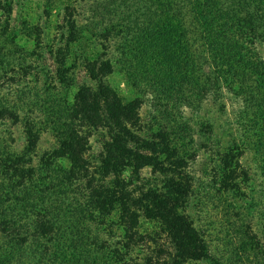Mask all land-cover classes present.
Returning <instances> with one entry per match:
<instances>
[{"label": "rangeland", "instance_id": "1", "mask_svg": "<svg viewBox=\"0 0 264 264\" xmlns=\"http://www.w3.org/2000/svg\"><path fill=\"white\" fill-rule=\"evenodd\" d=\"M236 1L254 9L264 5V0ZM156 6L153 0H0V264H46L48 255L54 258L58 253L35 225L38 193L43 190L40 174L64 182L55 173L69 168L66 159L53 162L51 168L43 165L45 160L52 162L44 156L58 147L52 122L59 106H70L78 88L96 87L86 63L107 59L114 68L104 82L124 101H140L138 135L150 138L165 131L171 145L183 153L190 191L181 212L205 243L208 257H178L160 225L142 212H137V232L143 240L130 249L122 248L120 213L114 210L102 218L97 210H90L84 198L88 194L85 182L76 179L65 200L50 195L45 209L50 215L45 219H54L51 223L58 236L62 232L58 213L69 204L84 211L81 215L67 212L71 229L66 234L68 240L84 239L87 250L83 254L66 246L62 251L66 258L73 250L82 254L83 261L90 255L100 256L95 264L108 262L113 252L125 255V264H264V129L259 126L258 104L264 98V29L259 22L254 25L258 29L254 44L259 45L246 52L257 57L247 55L243 85L239 81L230 87L224 81L218 87L207 85L206 76L214 72L209 73V66L188 46L191 59L180 66L185 69L186 63L189 84L182 86V92L152 91L148 70L140 66L146 63L144 56L128 53L142 50L144 44L137 45L136 37L144 38ZM199 51L203 48L198 47ZM27 121L34 126L36 138V146L30 149ZM84 131L89 134L85 159L97 181L107 133L103 128ZM228 149L241 156L233 157L232 170L225 172L228 157L222 155ZM137 176L139 188L146 181L156 183L149 167ZM121 177L128 181L132 173L127 170ZM12 215H18L15 227L3 230Z\"/></svg>", "mask_w": 264, "mask_h": 264}, {"label": "trees", "instance_id": "2", "mask_svg": "<svg viewBox=\"0 0 264 264\" xmlns=\"http://www.w3.org/2000/svg\"><path fill=\"white\" fill-rule=\"evenodd\" d=\"M153 2L157 6L151 11L152 18L149 19L147 32L142 40L136 37V44L143 43V48L141 51L138 50V53L137 51L128 53L132 56L137 54L144 56L146 63H140V66L148 70V84L152 91L182 92L184 85L189 84L185 81L187 65L184 63L185 69L182 68L184 72L180 66L181 61L191 59L192 53L188 46H193L198 59L209 66V73L214 72L212 78L206 76L207 85L218 87L221 81L227 83L229 87L234 82L239 81L240 85L245 83L243 79L248 73L242 72L243 66L248 62L247 59L249 60L246 49L248 47L254 49L259 45L254 44V36L258 32L254 25L257 23L258 26L259 22L264 29V5L254 9L249 3L240 5L236 0H153ZM155 17L156 19H153ZM198 47L203 48V52H198ZM249 55L257 57L252 53ZM232 67L237 68L233 71ZM85 68L96 87L78 88L70 106L58 107V111H55L58 115H55L52 122L58 147L44 156L52 160L44 161L43 165L46 168H51L53 162L61 159L68 161V170L63 171L59 169L60 166L53 169V172L59 169L55 175L61 174L60 180L63 179L64 182L56 183L40 174L43 190L38 193L39 205L37 204L35 217L38 220L35 225L43 237H49L47 243L53 242L55 252H58L54 253V258L48 255L46 264H95V258L101 260L100 256L91 255L86 261L80 260L82 254L78 255L72 250L68 258L75 262H69L62 252L66 246L80 250L83 254L86 252L84 239L76 242L72 237L68 240L66 234L69 228L71 229L66 220L67 212L73 211L74 214L79 212L81 215L84 211L80 212L69 204L58 213L56 219L62 226L59 235L61 237L56 235L57 228L51 223L54 219L52 221L50 218L45 219V216H50L45 210L47 198L53 195L58 199L64 197L65 200L68 188H71L72 181L76 179L85 182L88 194L84 198L90 210H97L102 218L118 210L119 221L124 226L122 248L130 249L132 245L143 240L137 232V212H142L145 218L160 225L161 232L170 238L178 257L187 260L207 258L205 243L197 234L188 215L181 212L182 204L187 200L190 191L185 161L180 156L183 153H178L171 145L173 141L169 140L165 131H158L150 138L138 135L139 99L124 101L104 82V78L110 75L114 68L112 61L107 59L99 64L86 63ZM227 77L230 80H227ZM60 78V82L67 85L66 79ZM261 100L264 98H260V101L258 99L261 111L259 126L263 130L264 101L262 103ZM25 126L29 138L28 147L34 148L36 146L34 126L30 121H27ZM98 128L105 129L107 139L96 170L99 177L96 181L94 176L89 174L90 165L85 159L89 134L84 130ZM240 156L241 153L228 149L226 154L222 155L228 157L226 161L229 162V164L226 162L224 171L230 172L232 170L230 165L234 164L233 157ZM145 167L151 168L156 183L151 185L150 181H146L139 188V185H136L140 181L138 171ZM127 170L131 171L132 178L125 181L121 175ZM106 179L108 184H104ZM131 186L135 189H129ZM76 201L74 198V202ZM16 217L18 215H12L8 222H4L6 225H2V229L10 231L15 227ZM124 256L122 253L113 252L107 259L108 262L104 264H125Z\"/></svg>", "mask_w": 264, "mask_h": 264}]
</instances>
